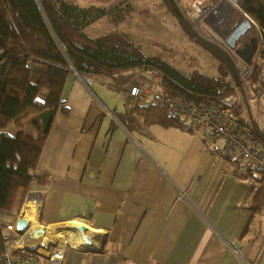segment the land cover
Listing matches in <instances>:
<instances>
[{"label":"crops","instance_id":"1","mask_svg":"<svg viewBox=\"0 0 264 264\" xmlns=\"http://www.w3.org/2000/svg\"><path fill=\"white\" fill-rule=\"evenodd\" d=\"M100 81L69 74L68 111L55 114L28 191L40 198L37 227L77 220L100 238L89 250L66 243L62 264H264V205L249 207L260 182L227 171L198 133L128 130L118 119L125 104ZM33 129L30 118L24 130Z\"/></svg>","mask_w":264,"mask_h":264},{"label":"trees","instance_id":"2","mask_svg":"<svg viewBox=\"0 0 264 264\" xmlns=\"http://www.w3.org/2000/svg\"><path fill=\"white\" fill-rule=\"evenodd\" d=\"M165 1L179 16L177 0ZM237 2L257 23L262 35L248 77L253 94L258 95L264 89V75H260L264 69V0ZM123 5L124 8L80 6L73 0H0V253L4 250L1 214L9 213L17 199L31 190L54 116L58 110L68 111L63 90L73 69L83 77L103 80L111 89L115 86V91L126 92L138 70L153 66L174 94L190 102L217 100L229 105L233 100L237 80L222 62L216 75L199 69L185 73L161 57L146 55L127 34L112 31L93 37L85 31L103 17L119 23L129 10L127 4ZM142 102L129 95L125 98L127 109L118 119L128 130L154 123L202 136L197 127L171 115L165 106ZM242 111L239 114L243 126L264 145V125ZM30 118L34 129L27 133L24 122ZM10 125L15 126L13 131L8 129ZM202 137L213 153L224 157L227 171L260 182L249 203L254 211L260 210L264 205V170L243 168L239 156L223 153L213 141Z\"/></svg>","mask_w":264,"mask_h":264},{"label":"rangeland","instance_id":"3","mask_svg":"<svg viewBox=\"0 0 264 264\" xmlns=\"http://www.w3.org/2000/svg\"><path fill=\"white\" fill-rule=\"evenodd\" d=\"M73 1L79 2L81 4L103 2L108 4L109 5L108 7L122 5V8H124L123 4H127L126 6H128L129 10L125 12L124 18L120 20L119 23H112L109 19L103 17L88 25L85 28V31L93 37H98L112 31H118L123 34H127L132 39L133 42L139 44L146 55L161 57L162 59L171 63L173 66H175L182 72L190 73L194 69H199L204 71L208 75H216L218 73V64L220 61L216 57L211 55L207 50H205L196 42H194L183 31L180 24V17L172 11L169 4L165 0H73ZM206 1H209L210 3L213 2V5L211 6L209 12L212 9H215L219 4H223L225 1L228 2V0H177L178 3L177 6L183 11L184 14H186L189 17L190 20H192L190 15L198 9L197 6L195 5L199 3H205ZM236 5L239 9L234 7V5L229 6L228 4H225L223 9H220V11L217 14L209 15V13H205L204 15H202L200 18L197 19V22H194L193 20L192 21L195 24V26L204 35L206 36L216 35L215 26L221 24L219 20L220 18L224 21L221 24V26L222 27L226 26V29H230L234 26V24L237 21H239L243 17V13L241 12L242 8L238 3H236ZM87 6H89V4ZM97 6H102V5H97ZM232 10H233V15H231L229 12ZM212 32H214L215 34L214 33L212 34ZM250 37H256L258 39L259 49H260L262 42V35L259 26L254 20L251 29L242 39L245 40ZM262 72L264 73V69L262 70ZM100 84H101L100 86H102V89L104 88L103 90L107 93V95L111 97L108 99H111L116 103L121 102L123 106L125 104L126 108H124V110L127 109L126 103L124 102V98H121L125 94L124 91H115L110 89L108 84L105 83L103 80L100 81ZM246 97L247 98H243L244 106L243 108H241L243 110L242 111L243 114H245V116H247L251 120L252 118L255 119L260 126H263L264 125V89L262 90L261 94L258 95L253 94L251 89V94L248 93ZM102 99L104 100V98ZM142 103H146V102H142ZM136 117H138V114H135V118ZM140 120L142 121L141 118ZM14 128H15L14 125H10L8 129L10 131H13ZM30 194L34 195L35 197L36 194L38 193L30 192ZM26 195L28 197V194ZM26 195H24L23 193V197L22 198L19 197L20 201L19 198L17 199V201L14 204L15 208L18 205L19 209L21 210L23 204L27 199ZM37 223L38 220L36 224L33 225H37ZM50 229L52 232H55L56 228H50ZM60 239H62V241H59ZM53 242L66 243L65 239L61 236L54 238ZM68 244L71 245L70 243ZM43 245L47 246L48 248L49 243H44ZM38 259L41 258L38 257Z\"/></svg>","mask_w":264,"mask_h":264},{"label":"built area","instance_id":"4","mask_svg":"<svg viewBox=\"0 0 264 264\" xmlns=\"http://www.w3.org/2000/svg\"><path fill=\"white\" fill-rule=\"evenodd\" d=\"M233 57L240 71L241 84L237 81L233 100L229 105L217 100L193 103L174 94L164 82L161 72L153 66L138 70L132 82L126 86V92L133 100L165 106L171 115L197 127L202 136L213 141L223 153L239 156L243 168L264 170V145L243 126L239 114L244 106L243 98H247L248 93L251 94L248 77L257 56L251 64L244 63L237 55ZM263 74L260 72V75ZM37 206L39 209L40 198ZM22 209L1 214L4 250L0 253V264H43L36 254L26 250L27 246L34 244L31 232L16 231V220L25 218ZM65 245L66 243L59 242L51 246L49 259L39 257L48 260V264H62Z\"/></svg>","mask_w":264,"mask_h":264},{"label":"water","instance_id":"5","mask_svg":"<svg viewBox=\"0 0 264 264\" xmlns=\"http://www.w3.org/2000/svg\"><path fill=\"white\" fill-rule=\"evenodd\" d=\"M235 3H238L237 0H233ZM180 24L183 31L198 45L207 50L211 55L216 57L220 62L226 65L232 75L236 80L241 84V76L239 68L234 60V55L239 56L242 61L246 64H251L254 61L255 56L259 52V42L256 37L246 40L243 45H240V41L251 29L253 22L248 18V14L243 10L244 16L237 21L231 32L225 36L218 37V39L204 35L193 23L189 17L183 13V11L177 6ZM80 77L75 69H73ZM30 221L26 218H18L16 220V231L18 233H24L26 231L32 232L33 236H37L39 232L42 231V228L30 230ZM80 230H85V226H79ZM87 243L90 240L85 237ZM56 243H53L49 246H54ZM86 250L93 249V246H81ZM26 250L34 253L43 258L49 259V254H43L37 250V245H29L26 247Z\"/></svg>","mask_w":264,"mask_h":264},{"label":"bare ground","instance_id":"6","mask_svg":"<svg viewBox=\"0 0 264 264\" xmlns=\"http://www.w3.org/2000/svg\"><path fill=\"white\" fill-rule=\"evenodd\" d=\"M225 4L230 5H234V7H236L237 9H239L236 5V3L233 0H228L225 1ZM208 5L209 3L206 2L205 4H203V6L199 9V11L197 12L196 16H195V12H193L190 17L194 22H197V19L200 18L202 15H204L205 13H207L208 11ZM231 8V7H230ZM240 11V10H239ZM241 12L243 13L244 16V12L243 10H241ZM248 18L253 22V20L248 16ZM32 194H30V192L28 193V197L25 201V203L23 204V209H22V215L29 219L30 221V230L33 229H39L42 228V231L38 233L37 236H33L32 232H31V238L32 242H35L34 244L37 245V250L40 249H45L46 246H44V243H54V238L56 237H63L66 241V243H70L73 246H95L98 242V239H100L98 236L94 237L93 235H91V232L93 231L91 228H89L88 226H86L85 224L77 221V220H73L70 226H64L62 224L58 225L55 229V232L52 231H48V228L46 227H37L38 225H33L36 224L38 217H34L37 216L38 214V207L36 205V202L34 200H32ZM42 225V224H41ZM79 226H86L85 230H80ZM88 237L90 242L87 243L85 241V237ZM49 250V247L47 248Z\"/></svg>","mask_w":264,"mask_h":264},{"label":"flooded vegetation","instance_id":"7","mask_svg":"<svg viewBox=\"0 0 264 264\" xmlns=\"http://www.w3.org/2000/svg\"><path fill=\"white\" fill-rule=\"evenodd\" d=\"M209 3V2H208ZM213 5V2H211V3H209V5H208V11H207V13H209V15H213V14H217L219 11H220V9H223V7H224V5H225V2L223 3V4H219L215 9H212L210 12H209V10L211 9V6ZM230 12V14L231 15H233V10L232 11H229ZM220 20V23L222 24L224 21L220 18L219 19ZM221 24H218V25H216L215 26V28H216V35H213V37L214 38H216V39H218L219 40V38L218 37H220L221 38V36H225V35H227V34H229L230 32H231V30H232V28H230V29H226V26L225 27H222L221 26ZM214 32H212V34H213ZM215 34V33H214ZM218 34V35H217ZM221 36H220V35ZM212 37V36H211ZM251 38H253V37H250V38H248V39H245V40H241L240 41V45H243V43L246 41V40H250Z\"/></svg>","mask_w":264,"mask_h":264}]
</instances>
